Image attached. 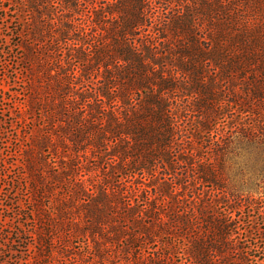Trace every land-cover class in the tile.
<instances>
[{
  "label": "trees",
  "instance_id": "16d2710c",
  "mask_svg": "<svg viewBox=\"0 0 264 264\" xmlns=\"http://www.w3.org/2000/svg\"><path fill=\"white\" fill-rule=\"evenodd\" d=\"M24 2L23 264H264V0Z\"/></svg>",
  "mask_w": 264,
  "mask_h": 264
},
{
  "label": "rangeland",
  "instance_id": "374dc122",
  "mask_svg": "<svg viewBox=\"0 0 264 264\" xmlns=\"http://www.w3.org/2000/svg\"><path fill=\"white\" fill-rule=\"evenodd\" d=\"M0 0V264H23L33 248L23 230L32 228L23 210L31 208L21 178V150L27 146L31 120L25 110L23 37L20 4ZM27 11V12H26ZM25 16V17H24Z\"/></svg>",
  "mask_w": 264,
  "mask_h": 264
}]
</instances>
